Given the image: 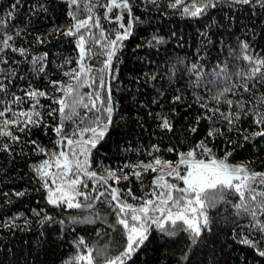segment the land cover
<instances>
[{"label": "snow or ice", "instance_id": "obj_1", "mask_svg": "<svg viewBox=\"0 0 264 264\" xmlns=\"http://www.w3.org/2000/svg\"><path fill=\"white\" fill-rule=\"evenodd\" d=\"M62 2L69 22L53 28L51 33L67 38L73 45L75 57L64 58L57 65L62 77L59 80L48 78V52L30 56V47L17 45V38L24 36L27 30L13 27L10 31L7 27L16 18L15 10L21 6L20 0H15L10 10L0 16V152L12 155L16 147H20L19 154L28 156L25 148L30 147L34 157L30 171L38 184L36 190L44 193L46 205L86 213L56 220L44 209L33 208L37 224L41 227L59 224L62 232H75L76 225L100 222L113 232L119 231L123 240L120 250L111 255L109 244L90 246L84 236L78 235L71 241L73 253L62 264H131L133 257L149 241L153 229L170 238L186 234L188 251L178 257L177 264H190L189 251L205 232H211L209 210L224 203L235 210L237 218L248 219V224L241 225L238 234L234 228L233 234L238 235L241 244L256 248L264 241V171L251 169L248 162L231 164L232 151L217 156L210 145L224 135L217 125L226 124L228 131H239L236 126L248 117L259 128L251 136L264 138V92L255 91L257 85L264 87V55L253 54L247 41H238L237 47L228 51L235 62L234 72H229L227 61L223 67L217 65L211 73H205L198 61L186 65L189 76L196 78L190 81L191 87H199L205 76L209 77L207 90L211 94L208 100L214 101L215 106L210 107L208 102H201L203 97L195 96V102L204 111L188 127L191 134H197L201 121H207L205 135L185 150L176 145L163 150L157 144L150 145L148 149L138 150L148 157L147 160L128 161L119 168L103 167L98 172L92 167L91 156L93 150L103 147L114 124L116 105L112 83L118 77V54L124 42L133 35L139 17L134 15L133 0ZM149 2L156 4L157 0ZM168 7L178 10L183 17L201 18L221 7L264 10V0H169ZM31 11L38 14L46 12L47 8L39 4L32 6ZM48 42L47 36H35L36 44ZM146 43L156 48L165 40L153 35ZM10 53L23 59L17 61ZM241 61L245 62L243 67ZM24 62L30 63L29 71L35 77L47 79L48 89L36 88L28 82L18 89L20 94L12 91L16 80L26 79L19 75L22 71L19 65ZM177 64L185 65V61L178 58ZM176 71V64H173L166 74L170 85ZM145 76L152 81L164 78L158 72ZM228 94L239 98H229ZM158 95L165 93L160 91ZM182 100L180 94L171 97L173 103ZM221 104L227 105V111L221 110ZM149 116L158 121V128L174 131L169 114L149 112ZM49 120L55 122L49 123ZM34 130H50L56 137L52 147L33 138ZM249 138L248 135L243 137L245 141ZM162 152L174 153L176 159H166ZM133 181L139 182V196L133 192ZM3 195L7 198L9 193ZM14 195L24 197L27 192L18 191ZM229 196L236 197V201L228 200ZM98 205H104L108 211L101 214ZM109 216L114 217L112 222ZM21 218L23 227L16 223ZM30 224L31 220L19 213L0 221V228L23 231L30 230ZM97 235H101L100 229ZM256 235L261 239H255ZM259 255L264 257V250H259Z\"/></svg>", "mask_w": 264, "mask_h": 264}, {"label": "trees", "instance_id": "obj_2", "mask_svg": "<svg viewBox=\"0 0 264 264\" xmlns=\"http://www.w3.org/2000/svg\"><path fill=\"white\" fill-rule=\"evenodd\" d=\"M14 2L0 0V16H4ZM168 2L157 0L156 4H152L149 0H133L134 15L139 17V22L134 25L133 35L124 42L118 54V77L112 83L116 105L114 124L103 141V147L93 150L91 156L92 167L98 172L103 167L119 168L128 161L147 160L148 157L138 150L148 149L150 145L157 144L162 150L176 145L180 150H185L205 135L207 121H201L197 134H191L188 127L204 111L195 102V96L203 97L201 102H208L210 107L215 106L214 101L208 100L211 94L207 90L210 87L207 85L209 77L206 75L199 87H191L190 81L196 78L189 76L185 70L186 65L198 61L203 65L205 73H211L217 65L223 67L227 61L229 72H234L235 62L228 56V51L236 48L238 41H247L253 54L264 55V10H249L247 7L229 10L221 7L201 18H187L181 16L178 10L169 8ZM20 3L21 6L15 10V20L7 27L10 31L13 27L26 29L24 36L17 38V45L30 47V56L48 52V78L61 79V70L57 65L64 58L75 57L73 45L67 38L51 33L53 28L69 22L64 3L62 0H20ZM39 4H44L47 11L33 14L32 6ZM105 26L112 27L107 24ZM37 34L47 36L49 42L36 44ZM153 35L163 37L165 43L156 48L148 47L146 42ZM9 55L17 61L23 59L18 54ZM178 58L183 59L185 65L177 64ZM173 64H176L177 71L170 85L166 74ZM244 64L240 62L241 67ZM11 66L15 68L16 64ZM19 68L22 69L19 75H24L26 79L16 80V87L12 91L20 94L18 89L28 82L36 88L48 89L47 79L37 78L30 73V63H21ZM153 72L160 73L164 78L156 81L147 79L145 74ZM160 91H164L165 95H158ZM255 91L264 92V87L257 85ZM177 94L182 95L183 100L173 103L171 97ZM228 96L239 98L231 97V94ZM220 108L227 111L225 104H221ZM161 111L170 115L174 131L167 132L158 128V121L149 116V112ZM217 126L224 132L210 145L217 156L232 151L229 163L248 162L251 169L264 171V138L251 136L252 132L259 130L252 123L251 117L241 119L236 126L239 131H228L226 124ZM244 135H248L249 140L245 141ZM33 138L48 147H52V141L56 139L50 130H34ZM184 141L187 143L183 144ZM229 141L235 143L230 144ZM25 151L29 153L28 156L19 154L20 147H16L12 155L0 152V221L19 213H24L31 220L28 226L30 230L0 228V264H62L73 253L71 241L78 235L84 236L90 246L103 247L109 244L110 254L115 255L123 240L119 231H111L106 224L97 222L94 225H76L75 232H62L59 224L43 227L37 224V218L31 211L33 208L44 209L56 220H67L69 215L86 213L80 210L64 211L46 205L44 193L36 190L38 184L30 171L29 165L34 160L30 147L25 148ZM162 154L166 159H176L174 153ZM132 188L137 196L141 195L139 182L133 181ZM18 191H26L27 195L16 197L14 193ZM5 192L9 193L7 198L3 195ZM227 199L233 203L236 201L233 196ZM97 207L101 214L108 211L104 205ZM209 215L212 218L211 232H205L198 244L189 251L190 264H264V257L259 255V250H264V241L252 248L241 244L238 235L233 234L234 228L238 234L240 226L248 224L247 218H237L235 210L227 203L210 209ZM113 220L114 217L109 216V222ZM16 223L23 227V218ZM97 229L101 230L99 236ZM255 239L261 238L256 235ZM188 244L184 233L170 238L153 229L149 241L133 257L131 264H177L178 257L188 251Z\"/></svg>", "mask_w": 264, "mask_h": 264}]
</instances>
